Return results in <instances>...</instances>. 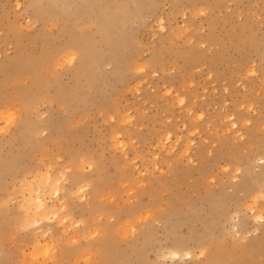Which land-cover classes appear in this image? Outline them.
I'll return each mask as SVG.
<instances>
[{"label":"rangeland","instance_id":"1","mask_svg":"<svg viewBox=\"0 0 264 264\" xmlns=\"http://www.w3.org/2000/svg\"><path fill=\"white\" fill-rule=\"evenodd\" d=\"M0 264H264V0H0Z\"/></svg>","mask_w":264,"mask_h":264},{"label":"bare ground","instance_id":"2","mask_svg":"<svg viewBox=\"0 0 264 264\" xmlns=\"http://www.w3.org/2000/svg\"><path fill=\"white\" fill-rule=\"evenodd\" d=\"M230 118H232V117H230ZM234 122V121H233ZM231 124H232V122H231ZM236 127V123H233V127ZM168 137V136H167ZM166 139H168V138H166ZM187 149V148H186ZM184 153H186L185 151H183ZM81 189H82V187H81ZM54 194H56V195H58L59 194V192H58V190H55L54 191ZM36 203H37V205H36V210H42V211H44V208H46V206H45V203H43V200H42V198L40 197V196H38L37 198H36ZM250 209H252L253 210V207L251 208L250 207ZM252 212V211H251ZM254 217V216H253ZM255 218H257V219H260V220H262V217L261 216H257V217H255ZM173 254H171V255H174V257H180V255H179V253L178 252H172ZM185 255L188 257V258H190L191 257V254L189 253V252H187V253H185ZM216 259V258H215ZM217 261V260H216ZM211 262H213L214 263V261L212 260V259H209V263H211ZM208 263V262H207Z\"/></svg>","mask_w":264,"mask_h":264}]
</instances>
